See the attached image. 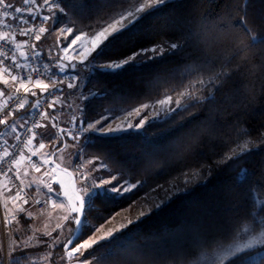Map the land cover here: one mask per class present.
<instances>
[{"label":"trees","instance_id":"1","mask_svg":"<svg viewBox=\"0 0 264 264\" xmlns=\"http://www.w3.org/2000/svg\"><path fill=\"white\" fill-rule=\"evenodd\" d=\"M141 1L66 0L69 9H65L67 15L62 19L68 18L70 24H75L73 34L76 35L90 31V25L95 27L98 22L103 23L100 17L106 16L110 7L124 3L129 8ZM261 33H264V0H170L157 10L144 14L136 24L113 39L103 50L102 58L126 55L137 48L151 47L165 40L188 41V49L183 54H165L160 59L129 66L115 74L94 69L89 72L79 64L69 70L75 74L79 71L77 86L70 89L66 84L62 85L63 92L57 99L64 94L70 98L79 91L88 94L89 90L99 95L90 96L92 102L84 108L87 101L80 98V93L77 121L62 123L57 119L62 125L80 123L84 119L81 108L87 112L89 120L94 121L110 111L133 108L159 99L168 92L182 91L195 82L198 84L193 89L198 94L201 91L206 94L208 89L206 86L200 88V81L215 79L218 73L232 74L227 90L215 93L216 103L209 104L207 110L192 108L185 113L188 119L183 128L160 134L164 125H146L147 137L130 130L118 138L90 132L86 141L83 137L76 139L88 161L95 162L96 167L101 162L107 165L97 171L103 179H111L112 174L123 172L120 179L130 177L132 183L137 179L147 181L146 187L118 200H97L95 207L87 213L88 222L94 228L134 203L135 207L142 206L141 197L147 187L165 184L182 172L197 173L191 177L193 186L190 192L175 197L162 211L128 225L122 230L126 238L113 242L118 248L124 247L122 252L132 253L134 264H191L203 254L235 241L245 226L258 227L260 222L264 225V204L258 205L248 191L258 181L264 183V137L257 136V131L264 129V44L250 42L252 36ZM43 57L60 60L57 56L49 58L43 54ZM38 92L35 98L40 97L41 91ZM225 97L228 103H221ZM34 100L31 97L28 107ZM204 136H211L212 140L197 147L199 138ZM171 140L177 143L166 163L155 160L151 165L145 164V153H151ZM245 142L250 148L253 144L259 147L258 151L250 153L245 163L231 167L233 162L224 164L220 160L222 156L231 155L232 149L239 150L237 145L243 147ZM106 154L111 159H104ZM217 161L219 167L214 163ZM209 165L212 173L206 183H200L198 173L202 166ZM241 167L248 170V176L242 182L237 179ZM254 195L264 201V187H259ZM24 216H17L19 223L13 220L12 227H20L13 229L14 234L18 239L31 237L33 242L19 250V254L44 249L51 253L50 264H63L61 257L65 255V249L62 244L49 247L53 242L51 237L42 238V234L35 237L36 230L29 227V220L26 221ZM53 233L60 235V231ZM92 233L84 230L75 243L85 241ZM68 238L70 236L60 240L66 243ZM137 247L141 248L139 254L132 252ZM262 248L264 246L251 250L243 258V264H262L264 255L254 256ZM103 252L101 248L96 255ZM84 255L87 256L88 252ZM230 260L226 264H230Z\"/></svg>","mask_w":264,"mask_h":264},{"label":"snow or ice","instance_id":"2","mask_svg":"<svg viewBox=\"0 0 264 264\" xmlns=\"http://www.w3.org/2000/svg\"><path fill=\"white\" fill-rule=\"evenodd\" d=\"M23 5L25 7H14L10 0H0V48H4L7 46V51H0V65H3V68L0 69V75L5 76L3 79V84L7 87L9 85V79L14 88V94H9L4 101V106H8L9 100L17 101L15 108H10L7 112L8 116H11L18 109H24L27 103V100L23 97H20L19 94L21 89L25 96L30 93L33 97L37 95L35 91H32L28 87L29 84H33L35 88L41 89V95L47 92L48 95L55 96L58 93H62L63 89L57 86V80L53 79L55 77V72H52L50 75H46L49 72L48 64L42 63L40 58L43 55L42 52L37 50L35 44L31 45V53H26L25 51L20 50L22 47H27V41L24 42H15V37L17 30L20 35L23 36H34L35 41H40L41 35L45 32L49 31V28L44 26L39 27H26V25H36V22L39 21L40 25L47 24L51 21L50 28L53 32L65 21L62 19V16H66L67 13L65 9H69L66 4V0H42L41 3H37V0H22ZM169 0H155V3L152 5L140 4L139 7H125L124 3H120L118 5L112 6L109 9V13L106 16L100 17V20L103 23L98 22L95 27L88 26L91 30L87 33L89 37V41L91 47L80 51L79 48L73 49L78 55L82 57L79 61L80 64H85V61L89 56H91V60H88L86 67L91 66L95 71H105L107 73H118L122 71L124 68L129 66H140L148 63L150 60H157L163 57L165 54H183L188 49V41H184L183 43L179 41H171L165 42L161 45H154L151 47H140L136 50L130 52L126 55H112L108 56L106 59L102 58L103 50L111 44L112 40L115 39L118 35L132 27L136 24L140 19L143 18V15L147 12L155 11L160 6L168 3ZM11 10V11H9ZM46 11V14H45ZM27 13V17L23 15V13ZM14 13H20L21 16H16ZM60 13L61 15H57ZM243 23V21H241ZM75 24H71L66 27L59 28L60 32L72 33ZM79 31V29H76ZM246 32L247 28L244 29ZM183 39V38H181ZM81 40V36H75V39L71 41L73 45L77 43V41ZM250 42L253 45L264 44V33H261L259 36H252ZM59 41H57V44ZM62 51H67V48L62 49ZM10 53V54H9ZM95 53V55H93ZM64 59H68L67 57L61 58V60L56 61L57 70L60 73H66L71 69H75L76 66L71 63V60L68 59V63L65 64L62 61ZM41 66L43 67V71H41ZM33 73H38L39 75L35 80H33ZM43 76L44 79L49 80V83H44L40 78ZM79 77V71L76 72V75L72 78L73 81L77 80ZM232 79V74L218 73L215 76V79L209 80L207 82L200 81L199 87L204 88L207 87L208 91L199 92L197 94L196 89H193L191 92H178L177 96L174 97L172 95H166L165 98L157 100L154 104H144L139 108H135L132 111L136 113L139 117L136 123H131L127 119L124 120V123L127 124V127H123L121 125H117L116 127L109 126L106 131L103 130L104 121L108 120L109 122L117 119V115L122 114H102L101 119H97L95 121H90L87 112H84V108H88L91 104L90 96L99 95V93H92L89 90L88 94L81 93L80 98L87 101L84 104V108H81V112L84 115V119L80 121L78 125H75L78 132H91L94 135L108 136L111 138H118L120 134L126 133L128 131H132L135 133H139L147 137L146 125H164L162 127L161 133H167L175 128H183L185 126L184 121L188 119L185 116V113H188L192 108H201L207 110L209 104L216 103V95L215 93H222L227 90L228 83ZM217 81H220L218 84ZM59 83L63 84V77L59 78ZM53 91H49V86ZM77 85L74 82H69L67 84V88H75ZM213 89L215 92H213ZM5 96V90L0 89V97ZM221 103H228L227 97L224 100L220 101ZM56 100H52L48 107L52 108L54 104H56ZM41 106V101L38 99L33 104V112H30L27 117H23L24 123L17 124L12 123L9 125L8 119L3 118L0 119V125H5V129L0 130V148L3 149V154L0 156V163H7L9 157H13V160L10 162L11 166L8 167L7 171H3L0 169V179L6 178L10 182L13 180H19L20 187L16 189L15 193L11 196L5 197V209L8 215L12 217V220H16L19 223L17 217L13 214V210L8 208L7 201H11L15 208V212L26 214L24 219L32 220L35 218V215L32 211H28L24 205H29L30 200L26 198V188H32V184L25 185L24 179L21 178L19 164L21 161L25 159H31V155L25 157L24 152L21 151L19 158H15L14 151H10V149H17L19 144L21 143V138L25 134H30L28 138L23 141L24 149H29L33 144V140L36 138L37 133L33 131L34 128H46L47 126L41 124L39 122H35L33 127H27L28 120L34 115L38 114L42 119L48 118V113L39 112V108ZM79 107V105L77 106ZM143 110H147V115H141ZM132 112L128 113V116L131 117ZM193 115H197L193 113ZM207 118V117H206ZM75 121V118H74ZM99 125L100 127H97ZM227 126V125H225ZM235 127V126H234ZM52 128L57 129V133H52L50 130L46 133H40L42 138H48L53 143L55 147L57 142L63 141L65 136L76 140L79 137L73 135L72 131L67 128H60L58 124L55 122V118H53ZM11 136L16 143L9 144V140L5 137ZM258 137H264V129L257 131ZM91 139V137H89ZM211 136L200 137L197 143V147L200 144H204L206 141H211ZM176 140H171L167 145L162 147H157L151 153H145L144 162L146 165H151L155 160H160L162 163H166L169 154L175 149ZM66 146V145H65ZM262 146H264V140H262ZM45 147L44 143L39 144V148L43 149ZM237 149L231 150V155L222 156L220 160L224 164H228L229 161L233 162L231 167H239L242 163L247 161L250 153L256 152L259 150V147L255 144L249 147L248 143L245 142L243 147L239 144L237 145ZM63 151V147L56 149L50 156H55L56 152ZM35 153H32L34 155ZM81 153H77L79 156ZM97 159H101L97 157ZM104 159H111L109 154H106ZM45 165L49 164V160L45 159L43 161ZM89 163H93V161H89ZM217 167L220 166V162H214ZM58 167V166H57ZM103 162L97 166L94 171H99L101 168H106ZM33 168L36 172H40V167L33 164ZM15 169V171H14ZM79 170V169H78ZM212 166H202L200 172L198 173L200 176V183H206L207 179L212 173ZM55 169H53V172ZM9 173H12V176H9ZM47 174V173H46ZM27 171L24 172V176H27ZM83 178L87 181L89 176L81 173ZM124 174L123 172H119L117 174H112L110 180H100L98 183L93 182L91 184H86L81 188V194H77L75 203L71 205L70 215H66L63 217V220L66 222L68 220H72L76 229L73 231L72 237L67 239V242L64 243L60 240L59 234L53 238V242L49 247L52 246H60L62 244L65 249V255L61 257V260H71L73 258L77 259L78 264H134V257L132 253L122 252L121 249L124 247H117L113 242L118 239H124L125 234L122 232V229H117L115 231H109L106 235L101 236L99 238H90L85 240L83 243L76 244L75 241L79 240L84 234V230L96 231L93 225L89 224L87 219V213L90 212L95 207V202L100 200L101 202H111L113 200H118L125 196L127 193H131L134 190L146 187L147 181L143 179H137L135 183L131 182L130 177H126L124 179H120ZM193 175H197V173H189L182 172L180 175L172 178L165 184H156L155 186L147 187L144 195L141 197V201L143 202L144 210H141L139 216L136 220H129L128 224L138 223L141 218L146 215H151L153 212L162 211L168 204L177 196L185 195L191 191L193 186V182L191 177ZM248 176V170L246 168L241 167L238 175V181H244ZM187 177V179H185ZM112 181H116L113 183ZM111 185V187H106L105 185ZM47 190L48 199H36L35 205L41 206H51L53 208H64V203L61 201L57 203L55 199H53L52 193L53 188L50 184L44 185ZM62 187V186H61ZM259 187H264V183L257 182L249 187V195L256 200L257 204H264V201L259 200L255 197L254 193L258 190ZM3 191H0V194H5L7 192H12L13 188L9 186V184L2 185ZM61 192H56V196L59 197ZM63 195L67 198V193L64 192ZM139 203V202H138ZM12 220H5L6 226L11 224ZM30 227V226H29ZM48 225H45L47 228ZM127 225L122 226V228H126ZM63 228L62 223H57L55 228L52 231L61 230ZM38 231V230H37ZM247 231V230H245ZM117 232H120V235H117ZM42 235H47L49 237L52 236L51 231L43 232ZM249 235H251L249 233ZM31 239V237L29 238ZM103 241L104 243H101ZM40 241H38L39 243ZM264 246V238H250L246 240L241 246H237L234 248H230L226 255L231 257L230 264H243V258L250 253L251 250L257 248V246ZM71 246V247H70ZM95 246V247H94ZM103 248L104 252L102 255L97 256L96 253ZM91 249V251H89ZM88 252V255L85 256L84 253ZM133 253L139 254L141 252V248L137 247L132 250ZM51 256V253H49ZM80 257H83L81 260ZM2 264V261H0ZM10 264H19V260L16 257H13L10 261ZM264 264V262H262Z\"/></svg>","mask_w":264,"mask_h":264},{"label":"crops","instance_id":"3","mask_svg":"<svg viewBox=\"0 0 264 264\" xmlns=\"http://www.w3.org/2000/svg\"><path fill=\"white\" fill-rule=\"evenodd\" d=\"M12 2L18 3L21 2L22 0H10ZM42 1V0H41ZM51 24V21H49L47 28H49L48 32H45L39 42V47L40 50L43 54L46 55V57H52L55 56V50L51 49V40H52V32H51V28L49 27ZM57 56V55H56ZM61 60V59H60ZM72 64H74V62H72ZM75 65V64H74ZM0 69H2L0 67ZM6 78L3 75H0V89L5 90V96L4 97H0V106L4 103L5 99L7 98V96L9 94H13L14 92V88L15 85L12 84V82L9 79V85L6 87L3 84V79ZM80 92V91H79ZM81 93V92H80ZM80 93H73L70 98L66 96V94H64L63 96H61L60 98H58L56 101L57 103L53 105L52 108H49V116L47 119H45L44 121V125H46V128H41V133H46L49 130L52 133H57V129L56 128H52V122L53 119L50 117V114L53 113L54 116L56 117V121L57 123L60 122L62 123H68V122H72L77 121L78 115H79V109H78V105L81 102L80 98H79V94ZM31 97L33 99H35L34 103L36 102V100H38L39 98H35L32 95H30V93H28L26 95V100L27 103L25 105L24 109H21L19 112H17L14 115H11L8 118V122L9 125H11L12 123H17V124H22L24 123V120L22 119L23 117H27L28 114L30 113V111L32 110V106L33 104L28 107V103L30 102L29 100H31ZM52 115V114H51ZM55 121V122H56ZM5 125H0V130L5 129ZM67 137V138H66ZM64 137L63 141L57 142L55 147L53 146V143L51 142L50 139L48 138H38L36 139V142H33V144L30 146V150L25 151L24 155L25 157H28L29 155H32V153H35L37 156H39L40 158H42L43 160L48 159L49 160V165L51 166L52 161L54 163H57L61 168L65 167V155H63V151L60 152H56L55 156H50L51 153H53L54 151H56V149L63 147V150L66 149L67 146H69L68 144H70V146L74 149V151L76 150V148L78 147V141L77 140H72L71 138H69L68 136ZM9 140V143H11L12 141H14V139L9 136V137H5ZM67 139V140H66ZM40 143H44L45 147L43 149L39 148V144ZM66 145V146H65ZM32 159V158H31ZM29 160V159H25L23 161H21V163L19 164V170H20V174L22 179H24L25 185L28 184H32L33 182H35L33 184L32 188H28L29 191L31 193H33V195L37 198H46L48 199V195H47V190L44 187V185L46 184H50L51 187L54 189L56 184L54 182H51L49 180V178L47 176H44V174L42 173L43 171L40 172H36L33 168V160ZM87 164H88V171L90 176L93 179H103L101 176L98 175L97 171H94V169H96V165L95 162L93 163H89V161L87 160ZM101 164V163H99ZM97 163V166L99 165ZM73 170V169H71ZM27 171L28 175L24 176V172ZM49 180V181H48ZM3 184H9L8 180L6 178L0 179V191H3L2 189V185ZM10 186V184H9ZM11 187V186H10ZM14 191L12 192H7L5 194H0V261H2V264H10V261L13 257H16L19 260V264H44V255H48L49 258V262H50V256H49V251L48 250H35L33 251L32 249L29 250L28 252L24 254H19V250H23L26 247H28L29 242L32 239H29L27 237H23V239H18L17 236L14 234V228L15 230L20 229V227L17 225L15 227L13 226V220L11 222V224H9L8 226H6L5 221H3L1 219V205H3V209L4 212L6 213L8 219H11L12 217L10 215L7 214L6 209H5V197L6 196H10L13 195ZM4 200V204L3 203ZM8 204V208L13 210V214L16 215H21V213L17 214L14 212V206L13 204H11V201H7ZM24 207L28 210V211H33L28 207V205H24ZM48 206H46L47 208ZM49 209L51 211H54L56 208H53L51 206H49ZM56 211V210H55ZM26 215V214H24ZM29 222V225L31 228H34L36 230V228L38 229L37 234H42L43 232L46 231H51L52 233L54 231L53 228H55V225L57 223H59L58 221L55 223L53 221V217H48L45 219H32L27 221ZM45 225H48L47 228H45ZM76 229V225L75 223L71 220L68 221V226L64 229L61 230L60 233V239H64L68 236H72L73 235V231ZM41 236V235H39ZM38 237V236H37ZM42 238H47L49 236L44 235L41 236ZM33 242V241H31ZM38 242V241H37ZM27 250V249H26ZM30 260V262H27V259Z\"/></svg>","mask_w":264,"mask_h":264},{"label":"rangeland","instance_id":"4","mask_svg":"<svg viewBox=\"0 0 264 264\" xmlns=\"http://www.w3.org/2000/svg\"><path fill=\"white\" fill-rule=\"evenodd\" d=\"M153 3H155V0H142L139 3H135V4L131 5L129 8L139 7L140 4L152 5ZM59 14L60 13H57V15H59ZM63 20L65 21V23H62L55 30V32H53L51 29V32H52L51 33L52 34V40L50 42L51 46H52L51 49L55 50L54 54H55V56L57 55V57L59 59H61L63 57H67L68 59L71 60V63L74 62L75 66H78V64H79V65L84 67L87 64L88 59H90V56L85 61V64H80L79 61L82 59V57L80 55H78L76 52H74L73 49L79 48L80 51H84V50L91 47L89 37L87 36V33L89 31H85V32H82V33H79L76 35H74L73 32L72 33H67V32L61 33L59 28L71 25L68 18L63 19ZM77 35L81 36V40L77 41V43L75 45H73L71 43V41L73 39H75V36H77ZM57 41H59L58 44H57ZM171 41L172 40H165V41L159 42L158 44H155V45H161V44H164L165 42H171ZM64 48H67L66 52L62 51V49H64ZM68 59H64L62 62L67 64ZM85 69L90 72L93 68L91 66H88V67L85 66ZM195 84H198V82H195V83L189 85L187 88L183 89L182 91H184V92L193 91ZM80 92L85 93L87 95V93L84 91L83 92L80 91ZM179 92H181V91H179ZM177 93L178 92H168L159 99L165 98L166 95H172V96L176 97ZM159 99H156V100L151 101V102H146L144 104H154ZM144 104H141V105H144ZM141 105H138V106L133 107V108H121V109H116V111H110L109 114H122V115H117V119L114 121H111V122H109L108 120H105L103 130L106 131L109 126L116 127L117 125H121L123 127H127V124L124 123V120H126V119L131 123H136L138 121L139 117L132 110L135 108L141 107ZM129 112H132L131 117L128 116ZM147 114H148L147 110H143L141 112V115H147ZM99 119H101V118H99ZM97 127H100V126L97 125ZM88 133H90V132H88ZM36 139H38V138H36ZM36 139H34L33 142H36ZM68 145L69 146H67L66 149L63 150V155H65V159H66L65 167L61 168L58 164H56L52 161L51 167H52V169H55L53 174L48 176L47 174L42 172L44 174V176H47L51 182H54L56 184L55 188L53 189L54 191L52 193V196H53V199H55L57 201V203H60L61 201H63V203L65 205L64 208L61 209V208L57 207L55 209L56 211L55 210L51 211L49 209V206L47 208L45 207L44 209H38L33 205H28V207L33 208L31 210H33L32 212L34 214H36L35 219L41 220V219H45L48 217H51V218L53 217V221L55 223L58 221L59 223L63 224V228L61 230H64L68 226L69 220L65 222L63 220V217L66 215H70L71 205L73 203H75V199L77 196L76 193L74 192L73 178H72V175L69 172V170L73 169L74 159L77 156L76 154L79 151L78 150L79 147H77L76 150L74 151V149L70 146V144H68ZM82 156H83V159L85 161L86 167L88 168L87 159H86L84 153H82ZM103 180H110V179L106 178ZM112 182L116 183V181H112ZM106 187H111V185L110 184L106 185ZM13 191L15 193V189H13ZM56 192H61V195L59 197H57ZM64 192L67 193V198H65V196L63 195ZM2 204H4V200H3ZM135 205H136V203L132 204L128 208L121 210L115 217L109 219L105 223L98 225V226H95L96 231H94L85 240H88V239L93 238V237L99 238L101 236L106 235L110 230L111 231H115L117 229L124 230L125 228H122V226H124V225L128 226L129 225L128 221L133 220V217L136 216L137 214H139L140 210H144L143 203L141 204L142 206H140V207H135ZM1 207H2L1 208V219L3 221H5L6 219H8V217H7L6 213L4 212L3 205H1ZM14 210H15V208H14ZM15 213L17 214V212H15ZM17 216L18 215H16V217ZM8 220H12V218L8 219ZM70 221H71V219H70ZM256 227L257 226H255V225L245 226L243 228V231L239 234V237L235 241H233L229 244L223 245L220 248H217L216 250H214L212 252H207V253L203 254L202 256H200L199 258L194 260L191 264H226L228 262V260L231 259V257L226 255L227 251L230 248L241 246L244 243H246L247 239H250V238H264V225L262 224V222H260V225H258L257 228ZM36 230H38V229L36 228ZM61 230H57L54 232L58 233L60 231V233H61ZM245 230H247V231H245ZM36 232L34 233L35 237H37ZM118 233H120V232H117V234ZM249 233L251 235H249ZM55 236L56 235H54V233H53L51 238L53 239V238H55ZM83 242L84 241H82L80 243H83ZM77 244H79V243H77ZM261 255H264V248L258 250L254 254L255 258H258ZM80 259L82 260V258H80ZM44 264H50L48 255H44ZM63 264H78V261H77V259L73 258L70 261L64 260Z\"/></svg>","mask_w":264,"mask_h":264},{"label":"built area","instance_id":"5","mask_svg":"<svg viewBox=\"0 0 264 264\" xmlns=\"http://www.w3.org/2000/svg\"><path fill=\"white\" fill-rule=\"evenodd\" d=\"M10 2L13 4L14 7H25V6L23 5V2H22V1H21V2H18V3H15V2H12V1H10ZM41 2H42L41 0H38V1H37V3H41ZM9 11H11V10H9ZM45 14H46V11H45ZM14 15H16V16H21L22 14H20V13H14ZM23 15H24L25 17H27V13H26V12L23 13ZM48 23H49V22H48ZM48 23H47V24H44V25H40V24H39V21H37V22H36V25H31V23H30L29 25H26V27H29V26H31V27L44 26V27L47 28ZM0 34H2V32H0ZM42 36H43V34L41 35V38H42ZM40 40H41V39H40ZM24 41H27V45H28V46H27V47H22L20 50L25 51L26 53H29V54H30V53H31V45H32V44H35L36 47H37V50L41 52L40 47H39V41H35L34 36L30 37V36H23V35H20V34H19V31L17 30V33H16V37H15V41H14V43H15V42H21V43H22V42H24ZM0 43H2V42H0ZM0 51H7V46H5L4 48H0ZM9 54H10V53H9ZM40 60H41L42 63H47V64H48L49 72L46 73V75H50L52 72H55V77H53V79H56V80H57V86H58L59 88H61V86L64 85V84L67 85L69 82H74V83H76V80L73 81V79H72V78L76 75L73 71H67L66 73H60V72L57 70V67H56V61H57V59L51 58L50 60H47V59H45V58L43 57V55H42L41 58H40ZM0 67L3 68V65H0ZM41 71H43V67H42V66H41ZM38 75H39L38 73H33V80H35V79L37 78ZM61 76L63 77V81H64L63 84H60V83H59V78H60ZM40 78L43 80L44 83H49V80L44 79L43 76H40ZM28 87H29L30 89H32V91H35V92L37 93V95L39 94L38 90L41 91V89H39V88H35V87L33 86V84H29ZM49 91H53V89H52V87H51V84H50V86H49ZM13 94H14V92H13ZM60 94H61V93H58L57 95H55V96H51V97H50V96L48 95V93L45 92V93H43V95H39V96H40V97H39V100L41 101V106H40V108H39V112H40V113L47 112V113H48V116H49V107H48V105H49V103H50L52 100H56L57 97H58ZM37 95H36V96H37ZM19 96H20V97H23V98L26 99V96H25V94H24V92H23V89H21V92H20ZM16 104H17V101H15V100H9V102H8V106H7V107H5V106H4V103H3V104L0 106V119H3V118H7V119H8V117H9V116L7 115L8 110H9L10 108H15V107H16ZM19 110H21V109H18L17 111H19ZM17 111H16V112H17ZM33 111H34V110H33V108H32V110H31L30 112H33ZM16 112H14L13 114H15ZM13 114H12V115H13ZM44 121H45V119H42L38 114H34V115L28 120L27 127H33V124H34L35 122H39V123L43 124ZM57 124H58V126H59L60 128H67V129L71 130L72 133H73V135L78 136L79 138H80V137H83V138L85 139V141H86V139H87V137H88V133H85V132H78L77 129H76V127H75V125H78L79 122L70 123V124H66V125H62V124H60V123H57ZM33 131L37 133L36 138H40V137H41V136H40L41 128H34V127H33ZM29 135H30V134H25V135L22 136V138H21V143L19 144V147H18L17 149H15V150L10 149V151H14V153H15V158H17V159L19 158V155H20V152H21V151L25 152V151H28V150H29V149H24V147H23V141H25V140L28 138ZM36 138H35V139H36ZM79 138H78V139H79ZM13 143H16V142H15V141H12V142L9 143V144H13ZM78 150H79L78 153H81V154H80L79 156H76L75 159H74L73 172H74L75 179H76V182H77L78 190H79V192L81 193L80 190H81V188H82L84 185H86V184H91V183H93V182H97V183H98L100 180H99V179H93V178L90 177L89 172H88V169H87L86 164H85V161H84L83 156H82V153H83V147L79 148ZM2 154H3V149L0 148V156H2ZM31 158H32L31 160H33V163H34L36 166L40 167V169H41V171H43V173H45V174L47 173L48 176H50V175L53 174V169H52V167H51L49 164L45 165V164L43 163L44 160H43L42 158H40V157L37 156L36 154L31 155ZM12 160H13V157H9L7 163H0V169H3V171H7L8 167L11 166V163H10V162H11ZM78 169H79V170H78ZM14 171H15V169H14ZM81 173H83L84 175L89 176V179L86 181V180L83 178V176L81 175ZM12 175H13L12 173H9V176H12ZM21 178H22V177H21ZM7 180H8V179H7ZM8 182H9L10 186H11L13 189H15V191H16V189H18V188L20 187V182H19V180H15L14 177H13V180H12L11 182H10L9 180H8ZM105 186H106V185H105ZM81 195H82V193H81ZM26 198H28V199L30 200V204H29V205H33V206H35V207L38 208V209H44V208L46 207V206H41V205H35L34 202H35L36 199L46 200V198H37V197H35V196L33 195V193H31V192L29 191L28 188H26Z\"/></svg>","mask_w":264,"mask_h":264},{"label":"water","instance_id":"6","mask_svg":"<svg viewBox=\"0 0 264 264\" xmlns=\"http://www.w3.org/2000/svg\"><path fill=\"white\" fill-rule=\"evenodd\" d=\"M56 164H57V163H56ZM69 172L71 173L72 178H73V188H74V192L76 193V195H77V194H81V193L79 192V190H78L77 182H76L75 175H74L73 171H72V170H69ZM71 237H72V236H71ZM70 247H71V246H70Z\"/></svg>","mask_w":264,"mask_h":264}]
</instances>
